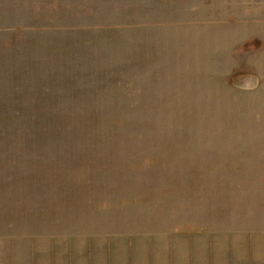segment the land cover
<instances>
[{"label": "rangeland", "instance_id": "1", "mask_svg": "<svg viewBox=\"0 0 264 264\" xmlns=\"http://www.w3.org/2000/svg\"><path fill=\"white\" fill-rule=\"evenodd\" d=\"M93 239L264 264V0H0V256Z\"/></svg>", "mask_w": 264, "mask_h": 264}, {"label": "crops", "instance_id": "2", "mask_svg": "<svg viewBox=\"0 0 264 264\" xmlns=\"http://www.w3.org/2000/svg\"><path fill=\"white\" fill-rule=\"evenodd\" d=\"M93 241L98 240H87L84 244V257H80L78 254V251H76V254L74 253V250L70 252H67L65 259L57 257V253L55 254V259L52 260L49 259L47 264H116V255H114L113 252V245L112 240L106 239L105 241V248L101 251H90L89 248L93 246ZM69 242V241H68ZM127 244V252L124 256V260H122L123 264H138L137 259H134L136 256L133 253V250L131 249L132 242L128 239L126 241ZM68 246H71V244H68ZM86 247V248H85ZM83 251V248L81 252ZM51 253V252H50ZM50 255V254H49ZM145 255L148 256V264H156L154 263L155 255L152 254V252H148ZM170 260H173L171 256H169ZM139 260V259H138ZM146 260V259H144ZM42 263V257L36 256L35 252L31 250L26 252L25 254L18 256L17 253L14 251H9L8 256L5 258L0 256V264H40ZM188 260V264H189Z\"/></svg>", "mask_w": 264, "mask_h": 264}]
</instances>
